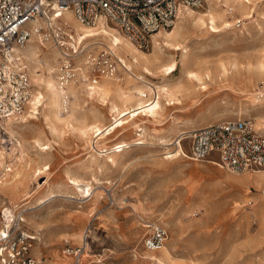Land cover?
Returning a JSON list of instances; mask_svg holds the SVG:
<instances>
[{
	"label": "rangeland",
	"instance_id": "1",
	"mask_svg": "<svg viewBox=\"0 0 264 264\" xmlns=\"http://www.w3.org/2000/svg\"><path fill=\"white\" fill-rule=\"evenodd\" d=\"M250 4L242 10L244 13L251 11L250 15L245 16L241 11L227 15L226 19L232 25L230 28L225 27L216 34L193 30L187 38L192 57L196 58V63L191 69L200 73L207 71L210 76L203 79L204 87L195 80L180 77L179 52L174 56L167 53L161 56V63L167 64L175 60L177 66L167 77V81L173 83L180 77L183 82V89L180 92L181 104L175 108H165L162 122H166L172 116L182 121L188 116L195 117L199 122H196L195 126L183 123L181 129L186 133L200 125L235 119L230 109L237 108L240 103L245 102L250 92L258 90L264 92V73H259L256 69L259 61L264 62V0H251ZM204 6L206 2L193 8L199 11ZM33 40L41 49L54 48L38 36H33ZM91 48L98 53L103 49L107 51L96 44ZM138 49L145 53L151 52L153 38L150 48ZM119 56L122 57L121 54ZM79 58L81 59V55ZM57 63L56 59L53 74L59 87L64 90L63 95L67 92L70 96L69 108L66 110L63 109L62 98L60 113L66 115L72 110L71 106L87 111L89 108H97V104L87 100L82 93L86 84L71 81L65 89L60 86ZM24 64L28 72L25 58ZM222 65L229 70L227 77L222 72ZM132 70L139 72L135 68ZM41 72L43 75L47 74L44 70L38 71ZM120 72V80L103 77L97 83L108 82L121 89L129 88L134 78L128 76L122 69ZM247 75L253 83L244 82L242 78ZM145 77L156 83L160 81V78L150 75ZM30 81L33 94L39 88L33 84L31 77ZM70 83L73 93L68 87ZM28 106L29 103L21 115ZM88 117L90 121L94 120L91 115ZM18 123L20 127L15 129L22 132L26 138L22 145L23 159L17 160L20 163L18 167L27 176L28 184L32 188L36 186L37 181L42 183L46 179V176L41 177L42 173L37 176L36 172H33L36 165L43 161L42 157L36 156L39 149L33 145L34 139L38 137L36 130L39 123L34 120L28 122L19 120ZM61 131L64 138L46 157L51 162V172L48 176L51 180L61 181V174L64 170L70 169L89 181L91 188L87 191H78L71 190L68 186L55 192L44 204L30 205L32 208L27 211L39 212L40 216L47 215L50 218L43 224L41 230L44 235L46 233V242L40 245L41 264H62L56 261L58 256H66L69 258L68 264H73L74 255L66 250L77 248L83 251L80 256L81 264H153V261L140 253L145 247L143 237L147 228L139 227L138 236H135L133 230L136 227L133 226V220L139 224L144 222L163 224L169 234L167 241L172 245L173 255L185 260L193 259L198 264H261L262 245L259 242L264 237V230L258 226L257 218L248 223L240 213L244 211L253 215L254 207L264 201V197L259 196L264 185L251 184L249 190H241L240 206L237 210L231 199L233 190H229V185L220 170L231 171L220 169L210 163L218 162L215 155L201 161L188 160L184 157L164 159L161 158L165 151L164 147L153 142L128 147L121 156L120 163L114 166L104 161L102 156L90 161L87 159L91 153L87 144L66 128ZM182 145L188 153L189 140L184 138ZM1 147L10 151V137L6 132H0ZM170 147L172 149V146ZM15 150L11 156L6 157L5 163L13 161L14 155L18 156L19 149ZM22 163L25 165H21ZM1 169L2 167L0 173ZM250 200L252 204L248 205ZM11 207L12 204L5 196H0V223L4 210L8 211ZM28 207L26 205L18 209L22 212ZM132 207L136 208L135 212L132 211ZM27 211L23 213L26 215ZM17 213L14 218L19 216ZM160 213L164 214L166 222L157 219ZM21 224L27 232L36 234V243L40 232L33 230L24 222ZM74 229L79 230V240L76 242H73L70 235V230ZM251 236H253L251 239L256 236L255 241L245 244ZM32 254L36 258L33 246Z\"/></svg>",
	"mask_w": 264,
	"mask_h": 264
},
{
	"label": "bare ground",
	"instance_id": "2",
	"mask_svg": "<svg viewBox=\"0 0 264 264\" xmlns=\"http://www.w3.org/2000/svg\"><path fill=\"white\" fill-rule=\"evenodd\" d=\"M204 2H206V6L199 11L193 7L181 5L173 27L169 30H161L152 36L153 50L149 53L140 51L116 27L103 19H98L94 26H86L74 18L70 11L65 12V19L70 22L69 24L77 36L82 37L81 42H87L86 47L96 44L107 49L106 53L116 54L124 64L121 69L128 76L134 78L132 85L125 89L108 82L86 85L82 90L84 97L98 106L97 108H89L88 111L71 106L72 110L66 115L60 113L64 90L59 87L53 74L55 70L54 61L57 59L58 53L54 48L41 49L34 42L33 36L37 35L33 33L19 50L28 63V73L33 84L37 85L39 90L32 94L29 106L23 115L9 117L5 120L4 132L9 134L11 147L10 151H6L4 147L0 148V167H2L0 196H5L8 202L12 204L10 210H4V215L8 220L18 212L24 223L33 230L40 232L39 239L33 245V251L39 262H41L40 245L46 242V233L44 235L41 230L43 224L50 218L47 215L46 217L40 216L39 212L27 211L32 208L30 205H42L46 200L53 197L55 192H59L68 186L71 190L77 189L78 191H87L91 188L89 181L81 178L70 169L64 170L61 174V181L51 180V177L48 176L51 172V162L46 157L59 146V141L64 138L61 129L66 128L75 134L80 141L87 144V148L91 152L87 159L90 161H95L98 156H102L104 161L116 166L120 163V158L125 154L128 147L153 142L164 147L165 151L163 150L161 158L172 160L184 157L192 160L183 148L182 140L185 138V132L182 131L181 127L183 123L195 126L198 122L197 119L188 116L182 121L172 116L166 122H162L165 108H175L181 104L180 92L183 89V82L179 79L181 76L195 80L203 87L205 86L203 79L210 78L207 71L200 73L191 69V66L196 63V58L192 57L191 48L187 45V38L193 30H204L216 34L225 27L230 28L232 25L226 19L227 15L234 11L243 12L245 7L251 5V0H204ZM250 7L252 8V6ZM250 13L251 11L242 14L246 16ZM178 52L180 54L181 75L177 81L169 83L167 77L176 70V62L172 60L167 64L161 63V56L165 53L174 56ZM132 67L138 69L139 72H134ZM221 69L227 77L228 68L222 65ZM256 69L259 73H264V62L259 61L256 64ZM39 70H44L47 74L38 73ZM144 75L160 78V81L158 83L153 82ZM120 79V76L115 78V80ZM242 79L245 83L251 82L248 75ZM68 87L73 93L70 89L71 83ZM230 111L235 115V118H252L254 128L264 131V92L261 90L250 92L245 102L240 103L237 108L230 109ZM88 115H91L94 120L90 121ZM19 120L22 122L34 120L39 123L36 130L38 137L34 139L33 145L39 149L36 156L42 157L43 161L36 165L33 172H36L37 176L42 173L41 177L46 176V179L42 183L37 181L36 186L32 188L28 184L27 176L18 167L20 163L17 160L23 159L22 145L26 141L23 133L15 129L20 127ZM15 149H19L18 156L15 157L14 155L13 161L5 163L6 157L11 156ZM115 150L117 151L115 152ZM23 163L21 165H25ZM210 163L217 165L220 169H226L216 161ZM220 171L229 185V190H233L231 199L234 201L233 206L237 210L240 206L241 190H249L251 184L264 185V170H253L252 173L245 171L243 174ZM26 205L29 207L24 208L22 212L21 209H18V207L22 208ZM26 211L28 213L25 215L23 212ZM132 211L135 212L136 208L132 207ZM158 215V220L166 222L164 214ZM240 215L244 216L248 223L257 218L258 226L264 230V201L254 207L253 215L244 211ZM0 224L1 230L2 221ZM71 226L74 227L75 225ZM133 226L137 228H134L133 233L138 236V228L144 227L146 224H139L133 220ZM70 235L73 237V242L79 240V230H70ZM168 236L169 234L167 239ZM252 237L245 241V244L254 242L256 236L251 239ZM166 241L158 250L143 247L140 251L141 255L153 261V264H198L193 259L185 260L173 255L172 245ZM259 243L262 245L261 264H264V237ZM69 250L66 251L73 254ZM82 252L73 254V264H81ZM56 261L68 264L69 258L58 256Z\"/></svg>",
	"mask_w": 264,
	"mask_h": 264
},
{
	"label": "built area",
	"instance_id": "3",
	"mask_svg": "<svg viewBox=\"0 0 264 264\" xmlns=\"http://www.w3.org/2000/svg\"><path fill=\"white\" fill-rule=\"evenodd\" d=\"M204 0H0V132L5 120L20 116L32 96V84L19 51L35 33L58 51L57 77L60 86L73 82L95 85L101 78L121 76L122 60L112 52L100 53L70 27L64 14L86 26L103 19L116 27L140 49L152 46V36L169 30L181 5L199 7ZM41 22V24H39ZM82 55L81 59L79 56ZM80 59V60H79ZM70 96L63 97V109ZM188 157L195 161L215 155L218 163L231 172L264 169V131L253 126L248 117L221 120L188 130ZM264 194V191H260ZM248 205L252 202H248ZM3 213V212H2ZM0 264H41L32 255L37 236L22 227V218L7 219L2 214ZM145 248L158 250L167 239L161 223L147 222ZM81 252L80 248L69 250Z\"/></svg>",
	"mask_w": 264,
	"mask_h": 264
},
{
	"label": "crops",
	"instance_id": "4",
	"mask_svg": "<svg viewBox=\"0 0 264 264\" xmlns=\"http://www.w3.org/2000/svg\"><path fill=\"white\" fill-rule=\"evenodd\" d=\"M200 126H202V125H200ZM200 126H197V127H200ZM257 170H264V169H257ZM226 184V183H225ZM261 190H264V189H260V191ZM259 196H261V197H264V194H261V192H260V194H259ZM250 201H252V200H250ZM169 237V236H168ZM168 240V239H167ZM32 251V250H31ZM33 255V254H32ZM41 263V262H40Z\"/></svg>",
	"mask_w": 264,
	"mask_h": 264
}]
</instances>
